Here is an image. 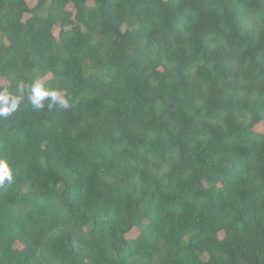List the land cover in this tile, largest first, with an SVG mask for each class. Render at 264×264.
Returning a JSON list of instances; mask_svg holds the SVG:
<instances>
[{"label": "trees", "instance_id": "16d2710c", "mask_svg": "<svg viewBox=\"0 0 264 264\" xmlns=\"http://www.w3.org/2000/svg\"><path fill=\"white\" fill-rule=\"evenodd\" d=\"M21 83L0 264H264V0H0Z\"/></svg>", "mask_w": 264, "mask_h": 264}, {"label": "clouds", "instance_id": "9594fccd", "mask_svg": "<svg viewBox=\"0 0 264 264\" xmlns=\"http://www.w3.org/2000/svg\"><path fill=\"white\" fill-rule=\"evenodd\" d=\"M19 95L11 93L3 85H0V117H8L17 111L20 104L24 100L25 88L23 83L18 88ZM28 100L34 109H43L45 101H48V107L67 109L69 101L63 96L59 89L48 87L42 77H37L27 88ZM13 181V165L10 157L0 158V187L5 185V182L12 183Z\"/></svg>", "mask_w": 264, "mask_h": 264}, {"label": "rangeland", "instance_id": "374dc122", "mask_svg": "<svg viewBox=\"0 0 264 264\" xmlns=\"http://www.w3.org/2000/svg\"><path fill=\"white\" fill-rule=\"evenodd\" d=\"M33 2H34V0H33ZM58 30H59V29H58ZM139 232H140V231H139L138 229H136V230H134L133 232L130 233V236H131V237H135V236H137V235L139 234Z\"/></svg>", "mask_w": 264, "mask_h": 264}]
</instances>
